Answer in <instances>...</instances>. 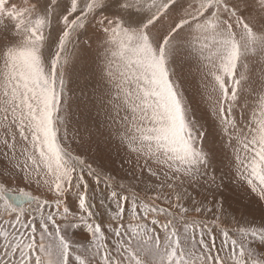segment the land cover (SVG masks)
I'll return each mask as SVG.
<instances>
[{"label":"snow or ice","instance_id":"obj_1","mask_svg":"<svg viewBox=\"0 0 264 264\" xmlns=\"http://www.w3.org/2000/svg\"><path fill=\"white\" fill-rule=\"evenodd\" d=\"M0 264H264V0H0Z\"/></svg>","mask_w":264,"mask_h":264},{"label":"rangeland","instance_id":"obj_2","mask_svg":"<svg viewBox=\"0 0 264 264\" xmlns=\"http://www.w3.org/2000/svg\"><path fill=\"white\" fill-rule=\"evenodd\" d=\"M89 35H91V33H89ZM82 39H86V38H82ZM84 48L87 51L81 53L83 59L80 62L79 68L82 69L85 65H87L89 71H96L98 66L101 64V60L103 57V49L100 47V41L96 39H91L88 41V43L84 44ZM81 83H83L82 80ZM72 86L75 87V84H73ZM78 94L79 93H77V95ZM250 103L253 104V107L249 110L248 113L249 118L250 120H257L259 118L258 116L259 109L254 101H250ZM236 112H237V118L240 120L241 125L247 129L249 121H246L244 119V113L241 111L239 107L236 109ZM216 147L217 148L220 147L219 138L217 139ZM242 147L243 145L239 142L234 147H228V145L225 144V148L227 149L226 154L224 152H221L219 154V160L223 161V163L220 164L214 163L212 167L208 170L209 182L211 180V177L215 175L216 183L220 184L221 176L224 175V172H226L229 167L232 169V171L236 170L235 166L231 163V161H236L237 164L239 163V161L236 160L237 154H239V156L243 158L245 153L242 151ZM116 150H117V145L115 143H111V144L108 143L106 137L100 139L99 152L104 163L108 162L109 156L115 157ZM92 152L93 153L97 152V146L95 144L92 146ZM224 183H228L226 176L224 177ZM201 185H196L193 186L192 188H189V193L191 194V196L198 200H203L204 197L207 196L208 201H212L213 196H215L216 201L223 202L224 200H227L229 203H232L235 206L236 202L241 200L243 195H245L239 191L238 186L229 187V188L221 187L219 191L216 192L213 190H209L208 185L204 184V181H201ZM12 186L15 187V185ZM19 187H24V185L20 184ZM212 188L214 189L215 186L213 185ZM248 199H251V197H248ZM248 199H243V203H247ZM24 206L27 207V204L25 203ZM224 207L227 209L228 205L225 204ZM236 215L237 217H239V213H236ZM222 223L225 227H228L229 229H232L237 226V224L233 222L231 216L229 215L222 217ZM240 225L246 226V222L240 221Z\"/></svg>","mask_w":264,"mask_h":264},{"label":"bare ground","instance_id":"obj_3","mask_svg":"<svg viewBox=\"0 0 264 264\" xmlns=\"http://www.w3.org/2000/svg\"><path fill=\"white\" fill-rule=\"evenodd\" d=\"M219 145V144H218Z\"/></svg>","mask_w":264,"mask_h":264},{"label":"water","instance_id":"obj_4","mask_svg":"<svg viewBox=\"0 0 264 264\" xmlns=\"http://www.w3.org/2000/svg\"><path fill=\"white\" fill-rule=\"evenodd\" d=\"M19 206V205H18Z\"/></svg>","mask_w":264,"mask_h":264}]
</instances>
